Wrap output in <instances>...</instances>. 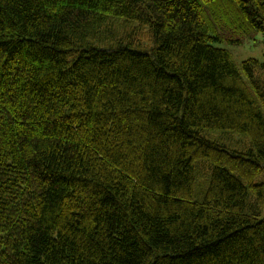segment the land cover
Listing matches in <instances>:
<instances>
[{"label": "trees", "instance_id": "1", "mask_svg": "<svg viewBox=\"0 0 264 264\" xmlns=\"http://www.w3.org/2000/svg\"><path fill=\"white\" fill-rule=\"evenodd\" d=\"M264 0H0V264H264Z\"/></svg>", "mask_w": 264, "mask_h": 264}, {"label": "rangeland", "instance_id": "2", "mask_svg": "<svg viewBox=\"0 0 264 264\" xmlns=\"http://www.w3.org/2000/svg\"><path fill=\"white\" fill-rule=\"evenodd\" d=\"M216 46L227 50L237 64L248 59L261 61L264 52L263 35L260 32L243 35L240 43L222 42Z\"/></svg>", "mask_w": 264, "mask_h": 264}]
</instances>
